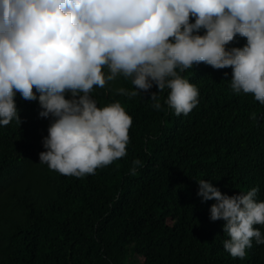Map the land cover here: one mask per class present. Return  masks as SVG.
I'll return each mask as SVG.
<instances>
[{"label": "trees", "instance_id": "obj_1", "mask_svg": "<svg viewBox=\"0 0 264 264\" xmlns=\"http://www.w3.org/2000/svg\"><path fill=\"white\" fill-rule=\"evenodd\" d=\"M245 44L237 35L225 47ZM177 72L199 93L187 115H175L165 103L169 89L155 84L133 98L116 92L135 87L123 76L94 88L98 107L120 102L132 125L127 155L83 177L39 162L54 118L39 115L38 99L15 94L19 122L0 125V264H264L255 239L243 259L224 249L225 221L209 219L216 201L197 196L202 179L228 196L254 185L264 191V104L233 92L231 67L199 63ZM137 159L143 163L131 175ZM253 227L264 235V225Z\"/></svg>", "mask_w": 264, "mask_h": 264}, {"label": "clouds", "instance_id": "obj_2", "mask_svg": "<svg viewBox=\"0 0 264 264\" xmlns=\"http://www.w3.org/2000/svg\"><path fill=\"white\" fill-rule=\"evenodd\" d=\"M237 35L246 44L227 49ZM199 63L231 67L233 92L264 104V0H0V125L19 122L17 92L38 99L39 115L54 118L39 162L63 175H94L127 155L132 118L118 101L98 107L94 88L123 76L135 87L116 92L133 98L155 84L169 89L165 103L175 115H187L199 93L177 69ZM150 99L161 109L157 92ZM132 163L135 175L143 162ZM197 183L202 202L216 201L209 219L225 221L232 257L243 259L253 239L264 244L253 227L264 225L261 187L228 196L208 180Z\"/></svg>", "mask_w": 264, "mask_h": 264}, {"label": "bare ground", "instance_id": "obj_3", "mask_svg": "<svg viewBox=\"0 0 264 264\" xmlns=\"http://www.w3.org/2000/svg\"><path fill=\"white\" fill-rule=\"evenodd\" d=\"M244 95H245V93H244ZM249 95H250V94H249ZM243 98H244V97H243ZM248 99H249V98H248ZM248 99H247V100H248ZM245 100H246V99H245ZM250 100H251V99H250ZM260 113H261V112H260ZM263 116H264V115H263ZM261 117H262V116H261ZM262 119H263V117H262ZM262 121H263V120H262ZM263 123H264V122H263ZM263 127H264V126H263ZM256 129H257V128H256ZM256 132H257V131H256ZM256 132H255V133H256ZM44 134H45V133H44ZM253 136H254V135H253ZM228 137H229V136H228ZM230 137H231V136H230ZM42 139H43V137H42ZM227 140H228V138H227ZM227 143H228V141H227ZM262 143H263V142H262ZM263 144H264V143H263ZM228 145H229V143H228ZM262 148H263V147H262ZM256 151H258V150H256ZM263 154H264V152H263ZM260 156H261V155H260ZM262 156H264V155H262ZM0 157H1V156H0ZM262 159H263V158H262ZM37 167H38V166H37ZM34 168H35V167H34ZM37 169H38V168H37ZM39 170H40V169H39ZM7 172H8V171H7ZM34 172H35V171H33V174H34ZM37 173H38V172H37ZM31 175H32V174H31ZM34 175H36V172H35ZM36 176H37V175H36ZM6 179H7V178H6ZM7 215H8V214H7ZM5 219L7 220V219H8V216H6ZM6 220H5V221H6ZM10 220H11V219H10ZM7 221H9V220H7ZM9 222L12 223L11 221H9ZM6 223H8V222H6ZM6 223H5V224H6ZM5 224H4V225H5ZM1 225H3V223H2ZM0 229H3V228L0 226ZM2 234H3V233H2ZM255 244H256V243H255ZM252 249H253V248H252Z\"/></svg>", "mask_w": 264, "mask_h": 264}, {"label": "rangeland", "instance_id": "obj_4", "mask_svg": "<svg viewBox=\"0 0 264 264\" xmlns=\"http://www.w3.org/2000/svg\"><path fill=\"white\" fill-rule=\"evenodd\" d=\"M136 259L138 260V259H139V257H136Z\"/></svg>", "mask_w": 264, "mask_h": 264}]
</instances>
